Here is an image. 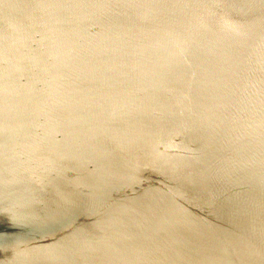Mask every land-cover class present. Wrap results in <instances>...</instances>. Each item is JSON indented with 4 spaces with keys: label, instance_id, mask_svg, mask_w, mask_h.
I'll use <instances>...</instances> for the list:
<instances>
[{
    "label": "water",
    "instance_id": "95a60500",
    "mask_svg": "<svg viewBox=\"0 0 264 264\" xmlns=\"http://www.w3.org/2000/svg\"><path fill=\"white\" fill-rule=\"evenodd\" d=\"M0 264H264V0H0Z\"/></svg>",
    "mask_w": 264,
    "mask_h": 264
}]
</instances>
